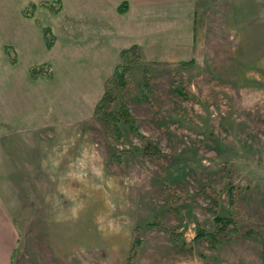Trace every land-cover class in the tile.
Here are the masks:
<instances>
[{
    "label": "rangeland",
    "instance_id": "1",
    "mask_svg": "<svg viewBox=\"0 0 264 264\" xmlns=\"http://www.w3.org/2000/svg\"><path fill=\"white\" fill-rule=\"evenodd\" d=\"M152 1L0 0L14 264H264V0Z\"/></svg>",
    "mask_w": 264,
    "mask_h": 264
},
{
    "label": "crops",
    "instance_id": "2",
    "mask_svg": "<svg viewBox=\"0 0 264 264\" xmlns=\"http://www.w3.org/2000/svg\"><path fill=\"white\" fill-rule=\"evenodd\" d=\"M175 1V0H174ZM187 1V22L185 23V27L190 26V21H194L197 19V13L201 10V0H185ZM135 4V8L139 9V16H141L142 12L151 11L153 4H155L152 0H132ZM153 15H151V18ZM190 20V21H189ZM154 23V24H153ZM139 23L134 24V29L139 28ZM155 19L150 20V28L149 32L145 31L144 35L138 36V43H155V37L157 34L155 33ZM192 26V25H191ZM189 37V36H188ZM187 38V37H186ZM191 43H194V37L190 36ZM188 39V38H187ZM195 45V44H193ZM185 51H189V47H185ZM19 241L18 231L15 228L14 224V216L11 212H9L7 205L5 204L4 199L0 196V264H14L15 262V250Z\"/></svg>",
    "mask_w": 264,
    "mask_h": 264
},
{
    "label": "trees",
    "instance_id": "3",
    "mask_svg": "<svg viewBox=\"0 0 264 264\" xmlns=\"http://www.w3.org/2000/svg\"><path fill=\"white\" fill-rule=\"evenodd\" d=\"M121 11H123V10H121ZM7 50H9V48H7ZM122 69L125 70L124 68H122ZM46 72H47L46 68L37 67V68H33L30 74L32 75L33 78L39 79V78L45 77L48 74ZM115 74L117 76H119L120 81L123 82L124 72L120 71L119 67L116 69ZM178 92H180V91H178ZM179 95H181V94H179ZM104 100H105V96L100 100V103H99L100 108H101ZM215 220L218 224L217 231L214 233H206L203 230H198L195 240L210 239L213 241L215 240V242H218V243H221L222 241H224L225 235H226V233H228L229 227L234 224V221L232 218H224V217L223 218L217 217Z\"/></svg>",
    "mask_w": 264,
    "mask_h": 264
}]
</instances>
